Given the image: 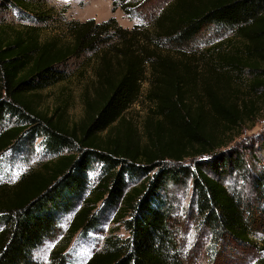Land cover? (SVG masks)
<instances>
[{"label": "trees", "instance_id": "trees-1", "mask_svg": "<svg viewBox=\"0 0 264 264\" xmlns=\"http://www.w3.org/2000/svg\"><path fill=\"white\" fill-rule=\"evenodd\" d=\"M112 1L113 11L137 7L130 0ZM8 5L29 8L27 0H0V9ZM138 16L152 29H125L115 17L101 23L71 20L66 22V38L43 39L35 25L0 23V128L6 116L24 123L0 131V154L38 127L42 130L36 133L55 154L17 182L0 184V264H37L34 251L56 237L60 215L85 191L93 161L103 163L104 173L76 212L68 241L98 226L99 203L117 209L116 219L130 236L107 237L105 247L85 264H189L162 193L167 181L188 174L182 163L189 158L215 156L197 161L191 172L197 210L205 222L217 237L226 233L237 241H251L243 200L205 170L226 160L216 151L233 140L244 111L206 79L203 90L209 98L202 101L196 88L201 66L171 57L162 44L182 47L212 25L228 27L243 49L222 53L221 62L232 73H249L246 94L264 98V0H169L150 18ZM110 34L119 47L109 45L99 54L94 86L85 92L86 116L79 123L70 124L61 106L47 113L33 103L41 90L65 80L57 70L60 65L87 50H99L106 41L103 35ZM149 71L145 98L152 106L140 136L126 112L142 97ZM28 121L38 124L30 128ZM222 123L229 126L227 136L217 133ZM64 147L69 153L60 150ZM236 159L240 165L242 157ZM128 175L141 176L140 182L129 185ZM255 179L262 193L264 175ZM68 244L53 250L52 264H66ZM256 264H264V257Z\"/></svg>", "mask_w": 264, "mask_h": 264}, {"label": "rangeland", "instance_id": "rangeland-1", "mask_svg": "<svg viewBox=\"0 0 264 264\" xmlns=\"http://www.w3.org/2000/svg\"><path fill=\"white\" fill-rule=\"evenodd\" d=\"M130 1L137 3V7L131 12H125L122 8L113 11L112 0H27L29 8L24 10L9 5L2 7L0 23L17 28L35 25L39 27L43 39H50L54 35H62L66 38V22L71 20L84 22L94 19L97 23H101L115 17L118 24L125 29L146 31V28L152 29V25L138 15L142 14L150 18L154 11L159 12L169 0ZM111 35L110 37L103 35L106 41L104 43L102 41L98 46L99 50H87L60 65L57 70L65 80L41 90L33 98V103L47 113H53L58 106H61L70 124L79 123L86 116L85 92L87 90L90 92L94 86L99 54L109 45L119 47L116 38L112 40ZM162 45L161 48L171 57L201 66L197 69L199 76L196 78V88L202 101H208L209 98L203 90L206 79L211 81L219 94L228 98L230 102H237L244 111V121L234 131L233 140L216 151L217 155L225 156L226 160L216 164L214 168L205 170L219 178L230 191L243 200L247 218L250 220L251 241H237L226 233L217 237L214 230L205 222L204 215L197 210L191 172L195 171L197 161L212 160L215 157L212 155L185 160L182 167L188 169L185 170L188 174H180L181 178L177 181H167L162 189L173 219L179 247L182 248V253L189 264H256L264 257V190L262 193L259 191L255 179L258 175H264V98L247 95V79L250 74L232 73V69L226 68L219 58L222 53H234L237 47L242 50L243 44L235 39L234 32L228 27L212 25L185 46L172 48L166 41H163ZM214 46L219 48L213 52L207 51ZM111 59L115 64L117 63V56L112 53ZM149 87L150 71L143 82L142 97L126 112L133 122L137 135L140 136L152 106L145 98ZM197 102L201 101L197 100ZM55 118H58V114ZM19 119L6 116L0 131L24 125ZM37 124L28 121L27 125L32 128ZM41 130V127L33 129L25 134L20 142L17 141L15 146L0 154V184L11 185L17 182L24 173L39 168L55 155L46 147L45 138L36 133V131L40 133ZM229 130V126L225 123L217 127L220 136H227ZM142 135V140L145 141L146 134ZM74 147L78 149L79 146ZM60 150L69 153V149L65 147ZM237 157L238 159L242 157L240 165ZM215 169L218 170L217 174L214 173ZM156 171L147 175L151 176ZM103 173V163L93 161L86 173L85 191L76 199L72 209L60 215L56 237L46 240L34 251L33 257L37 264H52L53 250L68 243L66 264H85L95 252L105 247L107 237L130 236L129 230L116 219L117 209L106 208L99 203L95 210L99 217L98 226L92 230H82L68 241L67 230L76 212L83 205L85 196L101 180ZM140 178L141 176L138 175H128L129 185L139 183Z\"/></svg>", "mask_w": 264, "mask_h": 264}]
</instances>
